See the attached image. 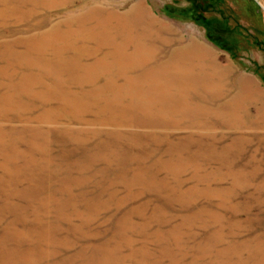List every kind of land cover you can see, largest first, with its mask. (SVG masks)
Wrapping results in <instances>:
<instances>
[{
	"label": "rangeland",
	"instance_id": "obj_1",
	"mask_svg": "<svg viewBox=\"0 0 264 264\" xmlns=\"http://www.w3.org/2000/svg\"><path fill=\"white\" fill-rule=\"evenodd\" d=\"M0 264H264V0H0Z\"/></svg>",
	"mask_w": 264,
	"mask_h": 264
},
{
	"label": "bare ground",
	"instance_id": "obj_2",
	"mask_svg": "<svg viewBox=\"0 0 264 264\" xmlns=\"http://www.w3.org/2000/svg\"><path fill=\"white\" fill-rule=\"evenodd\" d=\"M127 13H130V15L131 16L133 15V16L131 17V20H130L131 23L128 22L129 23L128 27L126 26V30L123 29L122 34L127 33V36L129 38L125 37V39H126L125 40V39H123V37H121L120 40H122L124 42V45L127 48V50H129V46H130L129 42H136L139 44L138 45L139 48H144L145 50H147L146 54L150 53L151 56H154L156 54L157 50H156L155 45L153 46V42L156 40L162 39V38H160V36L163 34H170L171 33L170 28H163V27L159 26V23H157L156 21H150L148 24L145 25L143 23L144 17L141 14L139 16V15H136L135 13H146V12H144L142 9L136 8V6H132L129 9V11H127ZM125 18L129 19V17H125ZM126 20L127 19H124L123 21L125 22ZM129 25H133V26L136 25L135 27H137V25H138L139 27L142 28V32L133 34L132 33L133 29L130 32ZM155 26L160 27V28L155 29L154 28ZM107 30H109V29H107V27H106L105 32H104L105 34L108 33ZM90 36H91V34H90ZM203 50H204L203 47L195 46L193 43V45H190L188 48L180 51L179 54H174L171 62L170 61L166 62V63H169L168 64L169 66L176 67V66H179L182 62L186 63L185 58H188V63L193 68V70L182 71L183 74H181L182 75L181 78L177 75L172 74L173 79H175V80H173V82H176L178 77H179L180 81L184 80V81H187V83H189V84L194 83V86L204 89V92L201 93L200 95H204L206 97L205 99H207V95H212V94L215 97H217L219 95L222 96L224 93L223 90L220 91V93H219L220 89H216V88H218L219 85H217L216 87H213V83H211V81L212 82L214 81L213 75H211V73H213V71L211 73L207 71V69H208L207 68V66H208L207 65V61H208L207 59H209L210 62L212 63L213 66H211V67L214 68L215 70L217 69L216 71H218V75L220 76L219 78L224 79L225 75L228 73L221 70V67L219 66L217 57H215L214 54L210 53L207 49L204 51ZM164 66H166L165 63H164ZM173 69L177 70L176 68H173ZM158 71L161 72L162 70H158ZM155 73H156V70L152 71L150 75L154 76ZM177 73H178V75H180L179 71H177ZM215 75H216V73H215ZM219 81H221V80H219ZM239 83L241 85L239 84V86H238L239 91L237 93V96L238 97L239 96L244 97V95L249 93L246 96H250V99H251L252 95H255V94H254V92H252V89L249 87V83L246 84V80H244V79L239 81ZM211 88L214 90H217L218 92L211 93V90H212ZM224 88H227V87L225 86ZM194 92H196V91L194 90ZM212 92H213V90H212ZM237 96H234V98L229 101L230 105L238 103L237 99H239V98H237ZM255 98L256 97L254 96V99Z\"/></svg>",
	"mask_w": 264,
	"mask_h": 264
}]
</instances>
